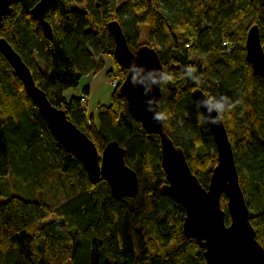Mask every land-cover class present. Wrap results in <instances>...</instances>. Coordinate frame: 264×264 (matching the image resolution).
Masks as SVG:
<instances>
[{
	"label": "trees",
	"instance_id": "16d2710c",
	"mask_svg": "<svg viewBox=\"0 0 264 264\" xmlns=\"http://www.w3.org/2000/svg\"><path fill=\"white\" fill-rule=\"evenodd\" d=\"M38 1L14 3L12 13L3 17L0 36L100 151L113 140L125 148L140 189L133 197L118 199L103 178L92 183L83 163L53 136L0 53V264H208L204 248L183 232L184 207L161 190L166 176L159 135L149 134L132 116L120 92L127 70L114 58L115 41L108 29L112 20L119 21L132 50L139 46L142 24L149 25L145 44L158 46L165 73L172 77L160 100L167 115L165 130L184 149L205 187L217 162L216 144L209 126L199 120L202 112L192 92L200 87L206 95L243 99L240 116L231 112L224 122L250 220L264 247V79L246 59L247 33L255 24L264 49V0H54L45 15L52 38L31 13ZM213 54L233 68L239 86L230 85L214 65ZM106 57L114 64L106 71L113 85L110 102L89 114L87 87L79 95L65 92L76 91L82 77L102 70ZM189 65L199 83L182 77ZM240 122L244 128L238 133ZM52 168L69 178L75 174L79 185L58 207L31 199L18 186L39 191ZM221 206L229 223L224 195Z\"/></svg>",
	"mask_w": 264,
	"mask_h": 264
},
{
	"label": "water",
	"instance_id": "95a60500",
	"mask_svg": "<svg viewBox=\"0 0 264 264\" xmlns=\"http://www.w3.org/2000/svg\"><path fill=\"white\" fill-rule=\"evenodd\" d=\"M19 1L0 0V27L3 17L12 13L13 4ZM53 1L39 0L31 9L47 38H52L53 34L45 15ZM108 29L115 41L114 58L127 70L120 85V92L126 97L132 116L149 134H157L160 137L161 166L166 176V183L161 190L184 207V234L195 239L198 245L204 248L208 264H264V247L258 241L250 220V209L240 184L239 171L224 119L220 126L207 124L216 144L217 162L212 169L209 184L205 187L192 171L184 149L177 146L166 132L164 123H154L151 113L145 110L146 97L142 95V87L133 88L129 83L128 68L133 60L138 67L145 70L160 69L165 72L157 50L147 44L132 50L118 20L110 21ZM246 49V59L254 74L264 79V49L257 24L247 33ZM0 53L22 80L53 136L83 163L90 181L97 183L103 178L118 199L137 195L140 180L137 172L126 163L125 148L113 140L100 151L94 140L68 117L66 111L49 99L20 53L1 36ZM153 95L161 110L162 88L154 89ZM204 95L206 93L200 87L192 92L195 101ZM200 110L202 113L205 111L201 108ZM222 195L227 199L229 223L226 222V210L221 206Z\"/></svg>",
	"mask_w": 264,
	"mask_h": 264
},
{
	"label": "rangeland",
	"instance_id": "374dc122",
	"mask_svg": "<svg viewBox=\"0 0 264 264\" xmlns=\"http://www.w3.org/2000/svg\"><path fill=\"white\" fill-rule=\"evenodd\" d=\"M149 30V25L143 23L135 47H137L138 45L145 44L149 40ZM150 44L152 43L150 42ZM152 45L158 48V46H156L155 44ZM106 58L107 59L105 60V67L103 68L104 70L102 69V74L97 76V78L95 79L96 83L94 91L90 94L88 100L84 102L87 108V113L89 114H95L97 111L96 109L100 104H108L110 102V95L113 91V85L109 82L110 78L106 75V71L109 70L111 67H114V64L110 58ZM212 58L215 62L214 65L223 71L230 85L239 86V80L233 74V68L227 64L225 59L220 55L214 54L212 55ZM41 66L46 70V72H49V67H47L43 63L41 64ZM82 88V80H80L79 88L77 89L79 91V94ZM74 93V88L68 89L65 92L68 97H70ZM239 101L240 104L232 111L235 117H239L241 114L240 110L243 104V99H239ZM261 108L263 107L261 106ZM243 128L244 126L241 122L236 125L238 133H241ZM18 186L19 189H23L24 194L30 196L31 199L40 200L41 198L44 201L50 203L53 207H58L61 203L74 196L79 191V185L75 174H73L72 178H69L61 175L60 172L55 168H52L50 173L47 174L46 178L42 182V186L39 191H35L31 188L28 189L27 185L25 184H19ZM0 200H4V197H1ZM251 201H253V198H251Z\"/></svg>",
	"mask_w": 264,
	"mask_h": 264
},
{
	"label": "clouds",
	"instance_id": "9594fccd",
	"mask_svg": "<svg viewBox=\"0 0 264 264\" xmlns=\"http://www.w3.org/2000/svg\"><path fill=\"white\" fill-rule=\"evenodd\" d=\"M128 72L131 86L133 88L142 87L143 89L142 95L146 97L144 101L145 110L151 113L152 121L154 123H162L167 119V115L159 109V104L153 92L154 89L162 88L169 83L172 77L160 69L145 70L142 67H138L135 60L130 63ZM195 72L196 69L189 65L183 70L182 77L186 76L199 83L200 77L193 75ZM153 85H155V87H153ZM239 104V100L233 101L225 95H220L218 97L204 95L196 101V106L205 110L199 117L200 122L210 126H220L225 115L231 113ZM213 113H215V115H213Z\"/></svg>",
	"mask_w": 264,
	"mask_h": 264
},
{
	"label": "crops",
	"instance_id": "0c3cea01",
	"mask_svg": "<svg viewBox=\"0 0 264 264\" xmlns=\"http://www.w3.org/2000/svg\"><path fill=\"white\" fill-rule=\"evenodd\" d=\"M104 70V69H103ZM102 71H99L97 74L93 75V74H89V75H86L84 77H82V87H87L89 89V97H90V94L94 91V88H95V83H96V78L97 76L101 75L102 74ZM81 87V86H80ZM77 91V92H76ZM75 91V94L79 95V91L76 90Z\"/></svg>",
	"mask_w": 264,
	"mask_h": 264
}]
</instances>
